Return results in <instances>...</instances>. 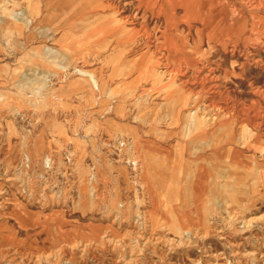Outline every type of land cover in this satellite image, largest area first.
I'll return each instance as SVG.
<instances>
[{
  "label": "rangeland",
  "instance_id": "rangeland-1",
  "mask_svg": "<svg viewBox=\"0 0 264 264\" xmlns=\"http://www.w3.org/2000/svg\"><path fill=\"white\" fill-rule=\"evenodd\" d=\"M203 1L154 16L138 0H0V264H264V161L220 182L195 161L198 134L225 120L264 158V4L212 0L234 21L210 32ZM153 141L217 181L194 220L152 194L182 190L193 167L151 177L140 148Z\"/></svg>",
  "mask_w": 264,
  "mask_h": 264
},
{
  "label": "crops",
  "instance_id": "crops-1",
  "mask_svg": "<svg viewBox=\"0 0 264 264\" xmlns=\"http://www.w3.org/2000/svg\"><path fill=\"white\" fill-rule=\"evenodd\" d=\"M260 19H262L264 21V16L261 15V13H260ZM170 146L171 145H168L167 143H160V142H154L153 141L151 143V145H149V146H142L140 148V152H141L143 161L145 162V169L148 173L151 172V174H149L151 177L153 175H156L157 171L164 172L165 169H169L173 172V176L176 179V177H178V175H177L178 170H180L181 168H182V170L183 169L185 170L188 165L193 166L192 171L188 172V174L186 175L187 176L186 180L188 181V185L184 181V185H183L182 190H179V191H173L172 190L173 193L165 194L162 190L156 189L152 193V194H154V196L159 197V198L163 195L164 199L166 201H168V204H169L168 210L173 212L175 218L179 222H182L183 224H185V222H188L191 218H192V220H194L193 218L195 216L192 217V216H190V214L187 213V212L191 211L190 207L193 205L194 200H196V202L201 203L204 198H206L210 195H213L212 194L213 190L211 187H214V185H216L217 181L210 184V182L201 180L198 176L199 173L197 174V169L195 167L197 164H198V166L202 165V163L193 162L192 161L193 159H189L188 160L189 162H188V161L184 160V158H183L184 166L180 167V169H178V168L172 169L171 161L175 158V154L172 153V150H170ZM233 148H231L232 150L227 154V157H225L226 163L221 161L220 165H214L215 168H223L224 171L223 170L216 171L215 168H212V171L215 172L214 174H220L218 177L219 178L218 182H220L221 179H223V180L226 179L228 181H230V180L231 181L232 180L237 181L240 179H245L246 178L245 173H248V172L256 173L257 171L261 172L263 170V168L260 169L261 168L260 165L263 164V161H264V158H262V155H261V157H258L257 152L256 151L254 152L250 148L243 149V150L239 149V147H233ZM223 160H224V158H223ZM165 162H167V164ZM194 163H196V164H194ZM152 164L155 165V168H154V166H152ZM152 168H154V169H152ZM190 168H188V169H190ZM188 169L186 171H188ZM195 169H196V171H195ZM261 174H260V176H259V173L257 175L254 174L255 178H257V179H259V177H260V179L264 178L261 176ZM158 177H162V174H160ZM180 178L183 179L184 174H183V176H180ZM173 188H174V186H172V187L169 186L167 188V190L170 191V189H173ZM185 188H186V190H185ZM188 189L189 190L191 189V190L189 191ZM191 194H192V196H191ZM188 195L191 197V199H190V201L186 202ZM153 203H155L154 206L156 205L157 207H159L160 199L153 201ZM161 203H162V201H161ZM174 203H176V205L178 207H180L181 209L175 210V207L171 206ZM100 228H101L100 226H97L96 230H99Z\"/></svg>",
  "mask_w": 264,
  "mask_h": 264
},
{
  "label": "bare ground",
  "instance_id": "bare-ground-1",
  "mask_svg": "<svg viewBox=\"0 0 264 264\" xmlns=\"http://www.w3.org/2000/svg\"><path fill=\"white\" fill-rule=\"evenodd\" d=\"M13 1V0H12ZM20 2V1H19ZM18 2V3H19ZM205 1L202 2V0H138V4L137 6L140 8L141 5L144 6V12H149L151 15H154V16H159L160 13H161V9L160 7H163V4L167 5V6H170L171 9L175 8V7H178V5H181L183 7V10L184 12H188V11H193V10H196V9H201V6L204 4ZM209 2V6H210V11L209 12V22L206 24L208 27H209V30L210 32L213 30V28H215V30L218 29L219 32H222V30H224L225 32L227 31H230V23H233L232 21H234L232 19V17L228 16V12L226 13V11L222 10L220 11V14L218 15L219 18L218 20H216L215 18V13H214V10L217 8H215V6L217 5L216 4V1H208ZM247 2H250V7H251V11L253 12V10H258V8H260L263 4H264V0H247ZM67 3V2H66ZM218 3L220 4V2L218 1ZM44 4V3H43ZM49 4V3H48ZM214 4V5H213ZM241 4L243 5H246L245 4V1L244 0H241ZM13 5V4H12ZM24 5V4H23ZM224 5V4H223ZM48 5H46L47 7ZM15 7V6H14ZM21 8V7H20ZM48 8V7H47ZM43 9V8H42ZM100 11V10H99ZM51 12V11H50ZM53 13V12H52ZM43 14H46V13H43ZM206 14V13H205ZM205 14H203L204 16H206ZM41 15V14H40ZM7 16V15H6ZM35 16V15H34ZM48 16V15H47ZM183 16L185 17V13H183ZM241 16H243L241 14ZM61 17V16H60ZM36 18V17H35ZM46 18V17H45ZM49 18V17H48ZM47 18V19H48ZM260 18V17H259ZM42 19V18H41ZM167 19H165V25L167 24ZM238 19V18H237ZM15 20V19H14ZM11 21V20H10ZM34 21V20H33ZM36 21V20H35ZM230 21V23H229ZM249 21V20H248ZM39 22V21H37ZM184 24L189 28L190 27V22L188 20H184L183 21ZM252 22V21H250ZM14 23V22H13ZM18 24V23H17ZM52 25V24H51ZM64 25V24H63ZM54 27V26H53ZM55 28V27H54ZM52 29V28H51ZM132 29V28H131ZM46 30V29H44ZM200 31V30H199ZM208 34V33H207ZM119 35V34H118ZM147 35V34H146ZM202 35V31H200V36ZM172 37V36H171ZM202 37V36H201ZM179 40L182 42L181 45H180V49L181 51L183 52V56H185L187 54V50L186 49H190L187 47L186 45V41L182 38V36H178ZM115 40V39H114ZM220 40V39H218ZM134 41V40H133ZM114 42V41H113ZM223 42V41H222ZM225 42V41H224ZM130 43V42H129ZM128 43V44H129ZM190 43V42H189ZM198 43H200V39L198 41ZM113 44V43H112ZM162 44H166L165 42L162 41ZM213 44V43H212ZM226 45V43H224ZM197 45V44H196ZM194 45V46H196ZM131 47V46H130ZM167 47V46H166ZM178 47V46H176ZM175 47V48H176ZM110 48V47H109ZM200 48V47H199ZM123 49V48H122ZM167 49V48H166ZM196 51H198V46L197 48H195ZM116 50V49H115ZM125 50V49H124ZM157 50V49H156ZM174 50V47L171 48V45L168 46V53L172 52ZM108 51V49H107ZM113 51V50H112ZM195 51V50H194ZM120 52V51H119ZM163 52V51H162ZM97 53V52H96ZM94 54V53H92ZM192 53H190L191 55ZM197 54V53H196ZM88 56V54H86ZM74 56V55H73ZM124 56V55H123ZM181 56V58L183 57ZM195 56V55H194ZM79 57V56H78ZM81 57V56H80ZM84 57V55H83ZM95 57V56H94ZM200 57V56H199ZM181 58H179L181 60ZM194 60L192 61V66H196L199 62V64H202L201 60H198L197 57H194L193 58ZM179 61V60H178ZM199 61V62H198ZM142 67V66H141ZM188 68V67H187ZM85 73V72H84ZM89 73V72H88ZM87 73V74H88ZM86 74V73H85ZM91 75V74H90ZM93 79V78H92ZM96 79V78H95ZM96 83V82H95ZM264 85V84H263ZM214 120V119H213ZM220 125L218 126H212L211 130L209 132H201L198 134V138L196 137V139L198 141H200L198 144L202 143L203 145H205V147H199L200 150H201V153L203 154H200L198 156H196V159L195 161L197 160H202V161H207L208 158L209 160L207 161V163L209 162L210 163V166L212 167L213 165H217V164H220L221 161H223L224 163L225 162V157H227V154L232 150L231 148L235 147L238 145V142L241 143L240 141L237 140V142L233 139L234 138V131H233V128H232V122H230L229 120H225L224 122H218ZM204 126V125H203ZM202 128V127H201ZM243 142V141H242ZM250 144H242L241 143V147L243 148H250L251 144H252V141L248 142ZM235 145V146H234ZM240 147V148H241ZM203 148V149H202ZM239 148V149H240ZM234 149V148H233ZM183 150V147L181 148L180 147V152H178L176 155L178 156H175V158L171 161V166H172V169H180L178 166H184L183 164V158L179 157L180 155H183L184 152L182 151ZM177 151H179V148L177 147ZM207 151V152H206ZM205 153V154H204ZM206 153H208V157H206ZM188 154V153H187ZM224 158V160H223ZM230 158V157H229ZM152 161V160H151ZM153 162V161H152ZM156 163V162H155ZM167 164V162H165ZM151 165V164H150ZM152 166H154L155 168V165L152 164ZM150 168V167H149ZM152 168V169H154ZM170 173V172H169ZM198 173V172H197ZM195 175V174H194ZM18 176V175H17ZM199 176V175H198ZM212 173L209 171L208 175H207V181L209 182L210 180H212ZM9 177V176H8ZM8 179H12V177H9ZM7 180V179H6ZM28 184V183H27ZM27 184H26V187H27ZM209 184V183H208ZM226 184V183H225ZM20 186H24L23 184H21ZM29 186V185H28ZM165 186V185H163ZM30 188V186H29ZM29 190V189H28ZM41 190V188H40ZM158 190V189H157ZM160 190V189H159ZM163 190V189H162ZM186 190V188H185ZM189 190V189H188ZM191 190V189H190ZM189 190V191H190ZM22 191V190H21ZM40 192V191H39ZM43 193V192H42ZM186 193V192H185ZM24 195V194H23ZM29 195V194H28ZM159 195V194H158ZM186 196V195H185ZM192 196V194H191ZM29 197V196H28ZM42 197V196H41ZM190 197V196H189ZM31 198V197H30ZM39 198V197H38ZM40 200V199H39ZM51 202V201H50ZM37 203V202H36ZM180 203V202H179ZM241 221V220H240ZM175 222V221H174ZM245 222V220H244ZM176 223V222H175ZM177 224V223H176ZM180 224V223H179ZM179 230V229H178ZM133 232V231H132ZM185 235L180 237L179 240L177 241H182L184 240L185 237H187V239L189 238V232H186L184 231ZM197 233V232H196ZM133 235V233H132ZM149 235V234H148ZM194 235V234H193ZM131 238L133 239H137L139 240L140 237L138 236H131ZM141 239V238H140ZM147 239V238H146ZM170 240L171 238H166V240ZM186 239V238H185ZM102 240V239H101ZM145 240V239H143ZM142 240V241H143ZM103 242L105 243H111V242H114L112 240V238H104V240H102ZM90 243H83V242H76V243H73L72 246H74L75 248L83 251V250H86L88 249ZM128 245V244H126ZM136 245V244H135ZM62 247V246H61ZM126 247V246H125ZM117 248V247H116ZM129 249V247H127ZM137 248V247H136ZM126 249V248H125ZM133 249V248H132ZM137 250V249H136ZM80 251V252H81ZM127 253V252H126ZM125 253V255H126ZM141 253V252H139ZM133 254V253H132ZM137 254V253H136ZM250 254V253H249ZM125 257V256H124ZM132 257V256H131ZM37 259V258H36Z\"/></svg>",
  "mask_w": 264,
  "mask_h": 264
}]
</instances>
